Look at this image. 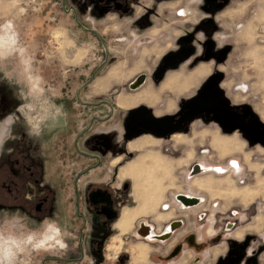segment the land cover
Segmentation results:
<instances>
[{
  "label": "rangeland",
  "instance_id": "1",
  "mask_svg": "<svg viewBox=\"0 0 264 264\" xmlns=\"http://www.w3.org/2000/svg\"><path fill=\"white\" fill-rule=\"evenodd\" d=\"M113 1L0 0V29L7 26L13 37V47L0 49V145L4 131L8 135L17 126L24 134L33 130L39 133V140L23 136L22 149L19 146L6 160L21 162L28 158L31 162L33 157L42 164L46 160L56 163L50 170L51 184L47 188L41 183V168L23 169L31 165L25 162L20 171L16 165L17 176L4 175L7 184H23L26 177L37 180L38 191L29 199L27 189L8 195L11 197L7 202L0 199V248L4 244L13 246L12 264H169L165 258L172 248L194 234L200 249L186 245L189 250L172 260L174 263L191 254L188 264H220L234 256L238 264H264V186L257 184L259 180L264 183V0H140L131 15L120 19L113 11L101 9L102 4ZM73 11L86 30L79 26ZM140 17L141 21H137ZM184 40L197 49L196 54L168 68L157 80L163 59L181 48ZM207 45L212 46L210 55L205 54ZM80 52L85 56L78 62ZM72 54L76 56L70 60ZM202 67L210 71L194 85L191 75ZM142 74L146 75L144 85L131 90L130 84ZM178 75V85L190 83L192 87L173 92L165 88ZM109 78L107 84L111 86L103 90ZM97 85L104 93L98 92ZM146 90L159 96L158 101L129 109L117 105L118 96L125 104L124 97ZM209 91L220 111L235 119L242 117L237 120L244 130L217 116H199L180 131L186 143H176L177 136L165 137L158 148H153L162 147L169 161L193 150L191 159L162 180L164 198L159 208L151 210L153 213L158 208L169 217L155 223L153 217L144 215L127 234L114 230V221L100 227L103 217H98L101 229L92 226L91 220L84 226L77 209L90 219L85 207L88 190H109L118 214L124 207L137 205L131 196V181L120 175L118 178V168L145 153L133 152L130 145L149 133L132 126L130 114L144 111L153 119L169 122L192 104L190 101ZM4 105L10 112L2 110ZM8 120L11 125L5 127ZM214 133L236 136L245 146L243 154L220 156L210 146ZM245 152L251 154L252 163L260 168L258 172L250 170ZM94 155L101 157L100 167ZM116 159H120V165L114 163ZM233 161L239 163V169ZM197 165L209 170L196 177L212 175L222 180L229 176L237 189L234 193H250V198L237 200L198 192L191 178ZM58 192L65 213L52 216ZM178 194L202 197L204 202L190 211H181L175 198ZM137 203L139 207L140 200ZM166 204L170 205L168 210H164ZM141 221L154 226L157 232H162L169 222L182 221L184 226L176 227L177 232L167 242L152 243L148 261H136L137 248L144 244L136 234ZM252 224L255 225L250 228ZM247 227L252 231L242 239L234 237L235 231ZM222 247L226 251L214 258L212 251ZM1 261L4 259L0 255Z\"/></svg>",
  "mask_w": 264,
  "mask_h": 264
},
{
  "label": "flooded vegetation",
  "instance_id": "2",
  "mask_svg": "<svg viewBox=\"0 0 264 264\" xmlns=\"http://www.w3.org/2000/svg\"><path fill=\"white\" fill-rule=\"evenodd\" d=\"M65 2H66V0H65ZM136 2H140V0H114L110 4H102L101 5V9L103 11H113L116 14V16H117V19H120L122 16H126V15H131L132 14V11H133V9L135 7V3ZM70 9L73 10L72 8H70ZM74 13L76 14V11ZM76 19H77V23L79 24V26L82 29L86 30V28H84L82 26L81 22L78 20L77 14H76ZM138 20L141 21V17L138 18L137 21ZM140 25L146 26L147 23L146 22H140ZM89 31L92 32L94 35L98 36L96 31H92V30H89ZM100 41L102 42V45L104 46L105 43L103 42V39L100 38ZM183 43H184V45L181 46V48H179L176 52L167 54L166 57L171 56V55H177V54H179V53H181V52H183L185 50H192L194 52L193 54L194 55L196 54L197 49L189 44V40H187V41L184 40ZM211 47H212L211 45H207L206 46L205 54L206 53L208 55L211 54ZM80 50H83V49H80ZM103 51L106 52L107 49H103ZM75 56H76L75 54H72V56L69 57L70 60H72ZM163 61H164V59H163ZM163 61H162V64H161V67L159 68V70L163 67ZM177 62L179 63L181 61H177ZM198 71H200L203 74L199 78L196 75H194ZM209 71H210V69L207 68V67L197 68L195 70V72L193 73V75H191L193 77L194 82H195L194 85L197 82H200L201 79L204 78L203 76L207 75V73ZM195 78H197V79H195ZM37 84H38V81H37ZM191 85L192 84H190V83H186L185 87L183 88L184 91L187 88H191L192 87ZM97 90L99 92L98 85H97ZM176 90H178V88ZM169 91L173 92L174 90H169ZM99 93H104V92H99ZM144 93H148V94L146 96H142V94H144ZM174 95H176L175 92H174ZM179 95H182V93H180ZM76 98H77V100H80L79 96H76ZM158 99H159V96H154V95L152 96L151 93L148 90H146V91H143L142 93H140V94H138L136 96L124 97L125 104L120 102L121 100H120V98L118 96L117 105L120 108H122V109H129L131 107L137 106L139 103H155L156 101H158ZM173 103H174L173 100H171L170 101L171 106H173ZM188 107H190L189 111H188ZM135 113H136L137 118L136 119H130V122H131L132 126H134L137 130H143L144 132H147L149 134L133 140L132 141L133 143L130 145V149L133 152H141V151L143 152L144 151L145 153L143 155H138V156L135 155L133 157L134 159H132L131 161L127 162L124 165L121 164V167L118 168V178H119V175H120V177L122 179H129L131 181V183H132L131 184V190H132L131 196L134 197L133 201L137 204L135 207L138 206V203H137L138 200H137V197H136V180H135L134 176L132 175V173L129 172V168H130V166L132 164H134V163H136L138 161H143L147 165L149 163L148 160H149L150 156L154 155V156L160 158L161 160H164L166 162H169V163H172V164L178 166L177 168H179L184 163H186L189 159H191V157H193L192 156L193 155V150L189 149V150H187L185 152L184 157L171 159V161H169L170 159H168L164 155L162 147H160V150H154L153 149V148H158L159 147V143H160L161 139H164L165 137H176L177 136L179 138H176V140H175V141H177L176 143H179L181 145L184 142L186 143L185 139L180 138V136H182V134H183V132H180V131L184 130L194 118L199 117V116H203L204 118H210V117H216L217 116V117H220L221 120L227 122L229 125H232V126L238 125V126H235V127H241V128H242V126H244L237 119H235V118L225 114L224 112L220 111L219 108H217V106L214 105V104H212V105L199 104V105H195V106H194V104H187L185 106L184 110L182 112L178 113V114L173 115L170 118L169 122H166L164 120L153 119L150 114H148L147 112H144V111H138V112H135ZM10 123H11V121L7 122V125H9ZM148 123L150 124V127L152 128V130H154L156 133H152L151 131L146 129V126H148ZM7 125L5 123V127ZM174 130H176V131H174ZM169 131H174V132L172 134H170V135L169 134L168 135H164L165 133H167ZM213 136H217V137L222 138V139H224V138L228 139V140H230L233 143V145L235 147H238L237 146V144H238L239 146H241V148H239V150L235 151L234 153H242L243 154L245 146H244V144L241 141H239V139L236 138V136H232V137H230V136H222L219 133H214L211 136L210 144L212 143ZM197 138H198V135H197ZM210 146L216 153H218L221 156L219 151L216 150L212 146V144ZM147 148H150V149H148V151H145ZM244 156H245L246 161L248 162L250 170L258 172V170L260 168L258 166H256L254 163H252L251 157H250L251 154L245 152ZM94 158L96 159V164H98L97 166L100 167V164H101V161H102L101 157L98 156V155H94ZM119 160L120 159H116L114 161V163H117L118 165H120ZM112 163L113 162H111V165H112ZM232 164H233V162H232ZM199 166L204 170L203 173H206L209 170L207 167H205L203 165H199ZM233 166H238V169L240 168L239 167V163H236V162H235V165L233 164ZM115 167H117V166H115ZM193 178L194 179L192 180V187L194 189H196L198 192H201V193L202 192H206V193H208L210 195L219 196V197L222 196L224 198L225 197H230V198L234 197L237 200H239V199L248 200L250 198V193L242 195V194H235L233 192V190L236 191L237 189L232 186L231 178L229 176L225 177V179H222V180H220L219 178L217 179V178L213 177L212 175H208V176H205V177H196L195 176ZM226 180H229V184L225 183ZM206 181H210L211 183H206ZM198 182H202V186L201 187H198L196 185ZM257 184H258L259 187H263L264 186V183L261 180H259L257 182ZM78 192H77V200L79 201L80 200V196H79ZM109 192H110L109 190H105V189L103 190V188H101V189L99 188V189H95V190H91V191L88 190L89 194L87 195V197L85 199V207H86V210L90 213V219H88L89 217L85 213H83L82 210L79 209V208L77 209V215H78L79 218L82 219V221L84 223V226L91 220V225L96 227L97 229L102 227V226H106L108 224V222L114 221L113 229L117 230L119 232V234H120V230L117 227V223L120 220L124 209H126V208L132 209V208H135V207L134 206L133 207H124L122 209L121 213L118 214L117 211L114 209L115 200L113 199V197L110 195ZM182 195L198 199V204L195 205V206H192V207L185 206L180 200H178V197L182 196ZM163 198H164V195H163ZM175 198H176L178 209L181 210V211L182 210L190 211V210H192V209H194L196 207L201 206L203 204V202H204L202 197H198L197 198V197L192 196L190 194H178V196H176ZM62 199L63 198H62L61 195H57L55 197V199H54V202H55L54 203V207L51 210V215L52 216L58 215V214H60V216H61L62 214L65 213V212H63L64 209H62V207H63ZM159 206H160V204H159ZM91 207H93L94 209L91 208ZM158 208L153 213L150 211L152 214H149L150 213L149 212L148 213L149 215L146 214L145 216L147 218H152L153 217L155 223H162V222H164L166 220V218L169 217V215L161 213V211L158 212ZM169 208H170V205H168V204L164 205V210H168ZM108 210H111V211L107 212ZM111 214L116 215L117 218L116 217L115 218L110 217ZM98 217H103L104 218L103 225L99 224L100 227L98 226V222H100V221H98L99 220ZM142 217H144V216H142ZM255 222L257 224V219H256ZM134 224H133L132 228L134 227ZM142 225H144V229L143 230H142ZM171 225H172V222H169L168 226L162 232H157V230L155 229L154 226H152V225H150V224H148L146 222L141 221L138 224V227H136V234L138 235V233H140V231H141L143 234L146 233L150 237L149 236L148 237H141V236L138 235L140 238H142L144 244H140L138 246V248H137L139 256H138L136 261H145L146 258H147V261H148L149 256L152 253V247H151L152 243H155L157 241L158 242H167L170 238H172L174 236V234L177 232L178 229L171 232L170 231V228H172ZM254 225L252 224L249 227L252 228L251 226H254ZM183 226H184V222H182L181 228ZM145 227L148 228V230H146ZM132 228L130 229V231L132 230ZM250 228L247 227V228H243V229H240L238 231H235L234 232L235 233L234 237H236V239H242L247 231L248 232L252 231ZM96 231L97 230L95 229L94 233H93V237H95V235L97 234ZM212 232H213V230H212V226H211V228H209V230H208V233L211 234ZM167 234H169L168 237H166ZM185 238L187 239V236L184 237V239ZM89 242L92 243L93 240L92 241L90 240ZM80 245H81V250H83V252H82V258H83V256H84V248H83L82 237L80 239ZM186 245H188V247L193 248L195 250L200 249L199 240H198L197 236L193 234L191 237H189V239L186 240V242H184L183 244H179V245L175 246L173 251H171L167 255V257L165 259L167 261H169V264H188L189 259L192 258L190 256L191 254L187 258H184L183 260L179 261V263H174L172 261V260L176 259L177 257H179L180 255H182L187 250H189V249H185ZM216 250L218 252L217 255L215 254ZM224 250L225 249L222 247L221 249L217 248V249H214L213 251L212 250L211 251H212V254H213L214 258H216L218 255L222 254L224 252ZM78 260H80V259H78ZM62 261L69 262L67 260H62ZM147 261H146V263H147ZM199 261H200V259L196 260V262H199ZM237 262H238V258L231 257L225 263H220V264H236ZM134 263H136V262H134Z\"/></svg>",
  "mask_w": 264,
  "mask_h": 264
},
{
  "label": "bare ground",
  "instance_id": "3",
  "mask_svg": "<svg viewBox=\"0 0 264 264\" xmlns=\"http://www.w3.org/2000/svg\"><path fill=\"white\" fill-rule=\"evenodd\" d=\"M12 41H13V37L10 33V29L7 26H3L0 29V49L1 48L10 49L11 47H13ZM84 55H85L84 52L83 53L80 52V56H79L80 59L78 60V62L81 61V59L84 57ZM193 55H191L190 57H192ZM194 75H196L199 78L203 74L201 72H199V73L194 74ZM110 79L111 78L107 79L104 82L103 90H105L109 86L107 83L110 81ZM179 79H180L179 75L174 76V79L172 80V82L169 84H166L165 88L171 89V90H176L177 88L179 90L183 89L186 84L178 85ZM195 79H197V78H195ZM30 80L32 81V77L30 78ZM36 92H37V90H35L34 93L36 94ZM147 94L148 93H144V94H142V96H146ZM211 144L216 150L219 151L221 156L233 154L235 151H237V150H239V148H241V146H239L238 144H237L238 147H235L230 140L225 139V138L222 139V138H219L217 136H213V140H212ZM148 161H149V163L147 165L143 161H138V162L132 164L129 168V172L132 173V175L134 176V178L136 180V189H137L136 190V197H137V200H140V206L132 208V209H129V208L124 209V211L121 215V218L117 223V227L120 230L121 234L128 233L138 218L148 214L151 210L154 209V207L159 206V204L161 203V199L163 198V194L165 193V189L162 185V180L165 178H169L171 176L174 168L178 167L172 163L161 160L160 158H158L154 155L150 156ZM196 172H198V173L196 174ZM203 172H204V170L199 165H197L195 167L194 171H192L191 178H193L197 175H200ZM206 183H211V182L206 181ZM225 183L229 184V180H226ZM196 185L198 187H201L202 182H198ZM233 192H235V191L233 190ZM182 196L186 197L189 200H196V202H197L194 205H191V203L186 204L179 199V197H180L179 196L178 200H180L185 206L192 207V206H195L198 204V199L191 198V197L185 196V195H182ZM142 228L144 229V225H142ZM145 229L148 230V228H146V227H145ZM170 231L172 232V231H174V229L170 228ZM138 235L141 237H148L149 236L146 233L143 234L141 231H140V233H138ZM168 236H169V234L166 235V237H168ZM10 249H13V246H11L9 244L2 245V247L0 248V255H1V258L4 259V261H1L0 264H5V261H7V264H12L10 261V256H11L10 255L11 254Z\"/></svg>",
  "mask_w": 264,
  "mask_h": 264
},
{
  "label": "crops",
  "instance_id": "4",
  "mask_svg": "<svg viewBox=\"0 0 264 264\" xmlns=\"http://www.w3.org/2000/svg\"><path fill=\"white\" fill-rule=\"evenodd\" d=\"M2 110L5 113L10 112V111H8V107L6 105L2 106ZM0 114H2V113H0ZM6 117H7V114L5 115V118ZM13 117L14 116H12V115L10 116V118H12V119H13ZM11 120H8V121H11ZM7 122H6V125H7ZM31 124H29V127H30ZM8 126L9 125H7V127ZM1 131L2 130L0 129V133H1ZM27 131H28V133L27 134H24L21 131V127L20 128H18V126L17 127H13L12 130H11V132H9L8 135H6L7 134V131L6 132L4 131L5 135L2 138V140H1V145H0L1 150H0V153L3 151V146H4V143H5L4 142L5 137H8L7 140H6L4 153H3L2 157L0 158V199L3 200V201H5V202H7V201L10 200V197L11 196H8V195L16 194V190H17L18 193H19V190H22V191H24L26 189L29 190V192H30L31 195H29L26 192L27 199L33 198V195H34L35 191L36 192L38 191V188H37L38 181L37 180L34 181L33 179H30L28 177H26L25 180L23 181V184L21 183L20 185H18L17 182H15V181H12L10 184H7L5 182V180H4V175H6V174L13 175V177L17 176L18 173H19V171L22 170L23 163L24 162L26 164H31V165L28 166V167H26V168H23V169H30L32 171L33 169L41 168V174H42L41 175V177H42L41 178L42 179V182L41 183H42V186L44 185L43 187L47 188V186L51 184L50 183V178H51L50 174H51V171H52L51 169H53L54 168V165H56V163H54V161H47L46 160L42 164L40 162V160H34L33 157L31 158V162L28 161V158H26V161H21V162H13L12 160H9V161L6 160L8 156L14 154L18 150L19 146H20L19 149H22V146L20 145V142H21L23 136H25V135L26 136H29V138L35 139V141L39 140V133L37 134L33 130H31V132H30L29 129ZM77 150H78V152H80L79 149H77ZM20 153H22V152H20ZM18 164H19V167L21 169L19 168V171L17 172L16 171V169H17L16 168V165H18ZM39 165H41V166L39 167ZM22 176H24V174ZM21 180H23V179H21ZM33 182L36 183V185H35L36 186V188H35L36 190L34 189V183ZM75 186H76V192H78L79 191V186H78V183L77 182L75 183ZM49 189L52 190L51 187ZM41 191L43 192V188L41 189ZM60 193H62V192H60ZM56 195H59V192ZM3 213H6V211L3 212ZM174 248H175V246L172 248L171 251H173ZM224 249H225L224 251H226V247H224ZM238 263H239V259H238V262L236 264H238ZM210 264H219V261L218 262H215V263H212L211 262Z\"/></svg>",
  "mask_w": 264,
  "mask_h": 264
},
{
  "label": "water",
  "instance_id": "5",
  "mask_svg": "<svg viewBox=\"0 0 264 264\" xmlns=\"http://www.w3.org/2000/svg\"><path fill=\"white\" fill-rule=\"evenodd\" d=\"M106 49V47H105ZM194 52L192 50H185L177 55H171V56H168L166 58H164V61H163V67L161 68V70L156 74V79H160L162 78L163 76V73L164 71H166L168 68H173L176 66V62L177 61H185L187 60ZM146 82V75L142 74L140 76L137 77V79L132 83L130 84V89L131 90H136L138 88H140L142 85H144V83ZM195 106V105H194ZM189 108L188 107V111H189ZM146 129L151 131L152 133H156L154 130H152V128L150 127V124L148 123V126H146ZM176 131V130H174ZM174 131H169L167 133H165L164 135H168V134H172ZM157 135V134H156ZM179 199L186 203V204H189L191 203V205H194L196 204V200H189L187 199L186 197L184 196H180ZM111 210H108L107 212H110ZM112 218H115L116 215L114 214H111ZM117 218V217H116ZM180 225V226H179ZM182 226V222L181 221H176L174 223H172L171 227L174 229V230H177L176 227H179L181 228ZM143 229V228H142Z\"/></svg>",
  "mask_w": 264,
  "mask_h": 264
},
{
  "label": "snow or ice",
  "instance_id": "6",
  "mask_svg": "<svg viewBox=\"0 0 264 264\" xmlns=\"http://www.w3.org/2000/svg\"><path fill=\"white\" fill-rule=\"evenodd\" d=\"M190 103L194 104V105H199V104H207V105H212L215 103V100L213 98V95L211 93V91L207 92L206 94L202 93L201 95H198L194 100L190 101ZM230 112L232 110H229ZM136 113H132L129 116V119H136ZM236 119H242V117H236ZM234 126H238V125H234ZM244 129L241 128V131H243ZM233 164L235 165V162L233 161ZM217 171H221V169H217Z\"/></svg>",
  "mask_w": 264,
  "mask_h": 264
}]
</instances>
